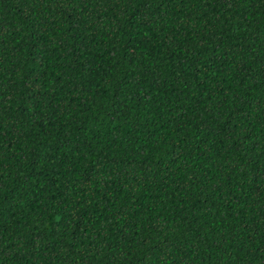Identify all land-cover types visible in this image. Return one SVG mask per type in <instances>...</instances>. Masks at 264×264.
<instances>
[{"label":"trees","instance_id":"obj_1","mask_svg":"<svg viewBox=\"0 0 264 264\" xmlns=\"http://www.w3.org/2000/svg\"><path fill=\"white\" fill-rule=\"evenodd\" d=\"M0 264H264V0H0Z\"/></svg>","mask_w":264,"mask_h":264}]
</instances>
